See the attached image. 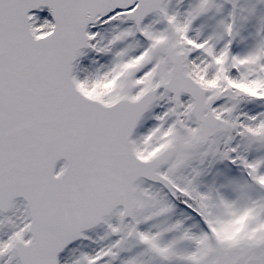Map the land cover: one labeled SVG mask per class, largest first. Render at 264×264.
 I'll return each instance as SVG.
<instances>
[{"label":"snow or ice","instance_id":"1","mask_svg":"<svg viewBox=\"0 0 264 264\" xmlns=\"http://www.w3.org/2000/svg\"><path fill=\"white\" fill-rule=\"evenodd\" d=\"M0 264H264V0H0Z\"/></svg>","mask_w":264,"mask_h":264}]
</instances>
